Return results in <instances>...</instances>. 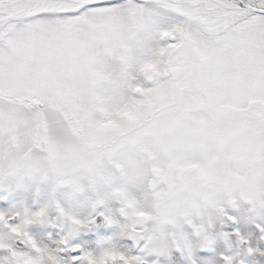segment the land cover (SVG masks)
I'll return each instance as SVG.
<instances>
[{
    "label": "rangeland",
    "instance_id": "rangeland-1",
    "mask_svg": "<svg viewBox=\"0 0 264 264\" xmlns=\"http://www.w3.org/2000/svg\"><path fill=\"white\" fill-rule=\"evenodd\" d=\"M92 1L0 0V264H59L98 205L113 230L98 257L128 261L136 204L157 246L208 204L264 221V14L104 0L118 4L71 16Z\"/></svg>",
    "mask_w": 264,
    "mask_h": 264
},
{
    "label": "flooded vegetation",
    "instance_id": "flooded-vegetation-1",
    "mask_svg": "<svg viewBox=\"0 0 264 264\" xmlns=\"http://www.w3.org/2000/svg\"><path fill=\"white\" fill-rule=\"evenodd\" d=\"M139 91L141 95L142 91ZM135 94L137 95L136 92ZM136 205L141 215H136L135 212L134 216L140 219V222L127 227L125 231L134 239H129L125 241L126 244L124 243L127 249L132 251L131 255H134V260H126L127 256L121 259L120 253L113 249L111 251L115 254L109 257L104 256L106 258L98 257L97 253L108 245V238L113 231L109 230V221L104 214V206L98 205L93 208L92 212H89L86 218L92 229L89 233L94 232V235L86 238L89 244H84L80 240L75 249H62V253L66 251L67 255L63 254L59 257V264H264V221L260 217L252 219L254 217L252 216L249 222L246 220L242 224L243 220L239 221L238 218L240 209L236 201H230L229 205L223 208L208 204L212 210H215L214 214L211 213L205 219H196L189 223L186 231H181L175 224L177 235H173L167 241L168 244L162 242L158 246L152 236L149 219H146L147 214L144 210L140 211L138 204ZM64 208L66 209L63 210L65 215L68 209L66 206ZM122 214L124 210L121 209L119 215L123 216ZM98 216L102 217V222L100 225H95L93 220ZM14 217L6 220L5 230L16 225L19 217L17 219ZM9 220L13 221L9 223ZM248 223L250 225H247ZM61 227H63L62 232L67 230L63 224ZM253 235L260 239V245L251 243L249 236ZM157 248L159 254L155 252ZM83 255L88 261L83 258ZM109 259L111 260L107 261Z\"/></svg>",
    "mask_w": 264,
    "mask_h": 264
},
{
    "label": "water",
    "instance_id": "water-1",
    "mask_svg": "<svg viewBox=\"0 0 264 264\" xmlns=\"http://www.w3.org/2000/svg\"><path fill=\"white\" fill-rule=\"evenodd\" d=\"M237 2L240 3V4H241L246 10L253 11V12H255V13H259V14H264V10H260V9L252 8V7H250V6H246V5H244V4L242 3L241 0H237ZM161 40H162L163 42H165V41H167V37H166V36H163ZM174 40H175L174 38H170V42H174ZM155 78H156V75H155V74L151 75V81H154ZM136 93H137V94H140V91L138 90V91H136ZM45 149H46V147L43 145V146H42V150H45ZM192 172L195 173V174H200V173H201V169L198 168V167H196V168L193 169ZM17 218H18V216H15V217H14V219H17ZM12 221H13V220H9V223H11ZM101 222H102V217H100V216L96 217V218L93 220V223H94L95 225H100ZM19 245H20V247H25V245L22 244L20 241H16V246H19Z\"/></svg>",
    "mask_w": 264,
    "mask_h": 264
},
{
    "label": "trees",
    "instance_id": "trees-1",
    "mask_svg": "<svg viewBox=\"0 0 264 264\" xmlns=\"http://www.w3.org/2000/svg\"><path fill=\"white\" fill-rule=\"evenodd\" d=\"M112 4H118V1H111V2H107V1H104V0H96V1H92L90 3H83V5H80L79 9H75V11H73V13L71 14V16H78L80 13H82L83 11L85 10H88V9H92V8H95V9H98V8H105V7H109L111 6ZM26 250L25 249H22L21 251H24Z\"/></svg>",
    "mask_w": 264,
    "mask_h": 264
}]
</instances>
